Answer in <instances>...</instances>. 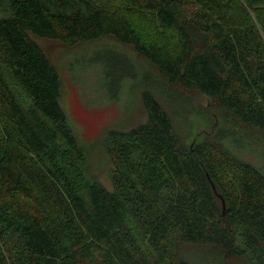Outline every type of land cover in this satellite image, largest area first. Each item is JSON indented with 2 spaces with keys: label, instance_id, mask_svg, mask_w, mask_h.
<instances>
[{
  "label": "trees",
  "instance_id": "trees-1",
  "mask_svg": "<svg viewBox=\"0 0 264 264\" xmlns=\"http://www.w3.org/2000/svg\"><path fill=\"white\" fill-rule=\"evenodd\" d=\"M108 38L218 115L183 137L145 89L109 186L38 42ZM0 264H264V0H0Z\"/></svg>",
  "mask_w": 264,
  "mask_h": 264
},
{
  "label": "rangeland",
  "instance_id": "rangeland-1",
  "mask_svg": "<svg viewBox=\"0 0 264 264\" xmlns=\"http://www.w3.org/2000/svg\"><path fill=\"white\" fill-rule=\"evenodd\" d=\"M38 42L61 74L63 103L87 149L93 175L107 186L112 165L104 146L105 136L111 129L128 131L146 121L141 98L145 89L158 96L183 137L210 132L218 119L203 96L196 95L184 105L165 94L168 92L153 77L149 63L112 38L77 47L51 40ZM204 110L208 111L206 115L202 114Z\"/></svg>",
  "mask_w": 264,
  "mask_h": 264
}]
</instances>
